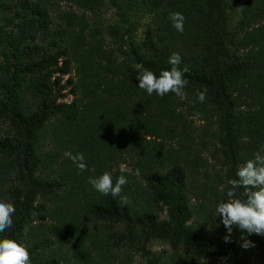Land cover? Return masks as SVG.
I'll return each mask as SVG.
<instances>
[{
	"label": "trees",
	"instance_id": "16d2710c",
	"mask_svg": "<svg viewBox=\"0 0 264 264\" xmlns=\"http://www.w3.org/2000/svg\"><path fill=\"white\" fill-rule=\"evenodd\" d=\"M62 1L96 17L59 12ZM154 2L157 40L149 36L141 43L123 34L111 46L98 11L131 7L133 0H0V129L7 124L15 131L11 138L0 134V155L15 156L20 167L12 197L16 211L5 235L28 242L31 264H61L43 254L44 244L57 243L53 236L70 238L79 264H115L119 247L107 241L115 226L127 237L140 233L184 244L191 254L177 253L176 264H203L193 252L247 264L250 251L261 245L237 227L225 243L227 230L216 208L228 202L229 181L238 178L239 167L257 152L264 155V0H250L233 31L229 0ZM175 12L185 17L183 33L172 26ZM242 48L247 52L240 54ZM174 52L180 68H188L186 99L140 89L137 66L159 76L171 68ZM70 64L78 75L77 98L63 103L58 73L67 74ZM205 90L201 103L197 93ZM194 117L217 130L199 133ZM215 140L224 167L212 172L203 152ZM66 152L83 153L87 169L81 172ZM126 160L134 172L125 174L121 195L129 203L123 204L96 191L89 178L109 172L115 183L121 175L115 166ZM243 192L237 189V198ZM38 196L48 204L34 206ZM192 198L202 199L203 215L217 220L210 230L189 224ZM158 206L168 209L167 218L159 216ZM242 235L255 247L241 248Z\"/></svg>",
	"mask_w": 264,
	"mask_h": 264
},
{
	"label": "rangeland",
	"instance_id": "374dc122",
	"mask_svg": "<svg viewBox=\"0 0 264 264\" xmlns=\"http://www.w3.org/2000/svg\"><path fill=\"white\" fill-rule=\"evenodd\" d=\"M250 0H229V28L231 31L239 28V23L243 18V9ZM134 5L129 7L128 4L122 5L121 7L109 6L98 11L99 17L98 21L103 23V29L105 37L107 38L108 44L113 46L120 44L121 36L125 34L126 36L135 37V39L141 41L148 39L152 36L155 40L158 37V25L155 22L157 19L156 7L154 0H133ZM59 12L70 11L76 12L79 15L84 14L89 17V19H94L96 17L95 13H92L86 8H81L77 5H71V3L62 1L59 2L57 6ZM125 12V14H123ZM58 12L53 13L52 19L54 21L55 27H59L62 23L58 17ZM129 27L131 33L126 34L125 30ZM151 30V33H150ZM120 39V41H119ZM247 50L243 49L240 54L246 53ZM63 64L62 59L60 60V66ZM59 80L61 83L59 85L60 95L62 96L61 102L71 103L76 98L77 95L74 92V85L78 79V75L75 71V65H68L67 74L62 75L58 73ZM55 79V78H53ZM58 87L55 86V89ZM195 125L199 128V133L208 129V131L217 130V125L212 124L211 128L206 126L207 121L202 118L194 117ZM0 134L2 137L11 138L14 137L15 131L9 128V125H1ZM50 147V145H46ZM222 147L218 140L213 142V145L209 146L207 150L203 152V156L206 158L208 164L212 167L210 170L212 172L216 170H222L224 167V157L221 153ZM121 164H125L131 172H134L133 165L130 164L129 160L119 161L115 166L118 169ZM8 165V166H6ZM20 170L18 161L15 156H10L7 153H2L0 155V200L9 202L13 204L12 197L13 192L19 185L18 171ZM225 171V170H224ZM190 181V179H189ZM202 199L192 198L191 200V218L189 224L200 228L203 230L208 229L210 222H216L214 219H207L205 215L201 212L203 207H201ZM48 204L43 201L41 196L37 197V202L34 204ZM157 212L161 218L168 217V209L164 206H158ZM36 213L37 210H36ZM46 221V220H45ZM38 222V221H36ZM50 224L52 221L48 220ZM94 224V223H93ZM95 225V224H94ZM101 224L99 223V226ZM100 228V227H99ZM102 228V227H101ZM110 235L108 234V244H115L119 248L113 252L116 257L114 259L115 264H176V254H191V250L187 248L184 244H179L176 240H171L169 238H145L142 234H136L133 237H127L123 235L122 230L119 226L110 228ZM98 233V229H95ZM6 230L0 233V239L6 238ZM253 237H258L261 241V245H258L254 250L250 251V254L245 258L247 264H264V235L252 234ZM53 239L57 240V243L50 247L44 244V256L46 258L58 257L61 264H79V260L74 257V248L70 238L66 240H60L58 237L53 236ZM22 244L27 247L28 242L24 239ZM196 258L202 259L203 264H227V259L224 257L216 258L214 256H208L205 258L196 252H193ZM222 258H224L222 260ZM191 262V261H190Z\"/></svg>",
	"mask_w": 264,
	"mask_h": 264
},
{
	"label": "clouds",
	"instance_id": "9594fccd",
	"mask_svg": "<svg viewBox=\"0 0 264 264\" xmlns=\"http://www.w3.org/2000/svg\"><path fill=\"white\" fill-rule=\"evenodd\" d=\"M172 26L180 33L184 31L185 17L182 13L175 12L170 14ZM181 56L179 53H172L168 59L171 65L169 70H162L157 76L151 70L145 69L143 65H138L137 79L139 88L146 91L147 94L163 97L169 93H173L181 100L186 99L184 92L187 86L185 73L188 72L187 66L180 68ZM198 100L203 103L206 100V90L197 93ZM65 155L72 160L77 168L83 172L87 169V164L83 153L66 152ZM121 175L113 183L111 173L104 172L98 178H89V183L93 188L101 194L112 197H120L121 203L128 204L127 196H122L123 186L128 183L126 173L131 170L121 164L119 167ZM139 176V170L135 172ZM237 179L229 181L231 185L227 191L229 197L228 202H221L217 205L216 212L221 218L222 224L227 230V234L223 237L225 243L230 242L233 228L248 235L257 234L264 235V155L260 152L255 153L254 159L248 160L239 167ZM243 188L241 194L244 198H237V189ZM16 209L12 203L0 200V233L5 232L13 224V215ZM27 229H25V234ZM241 248L249 249L255 247L254 243L245 236H241ZM224 258H222L223 260ZM0 264H31V257L28 249L16 240L4 238L0 239Z\"/></svg>",
	"mask_w": 264,
	"mask_h": 264
}]
</instances>
